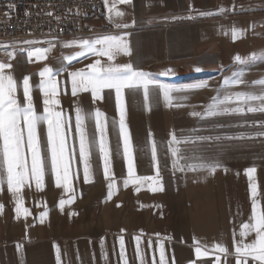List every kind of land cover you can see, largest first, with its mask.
<instances>
[{
	"label": "rangeland",
	"instance_id": "374dc122",
	"mask_svg": "<svg viewBox=\"0 0 264 264\" xmlns=\"http://www.w3.org/2000/svg\"><path fill=\"white\" fill-rule=\"evenodd\" d=\"M102 24L99 21L95 25ZM107 29L110 33L94 35L91 39L6 43L0 45V63L12 65L5 74L16 82L15 96L21 107L27 106L23 80L29 78L33 108L39 117L47 115L39 75L45 67L53 70L59 88L67 82L72 86L70 74L89 71L88 66L96 60H100L101 66L132 64L135 70L144 72L156 83L149 85L147 100L142 87L124 90L125 125L135 175L153 177L156 182L136 183L128 175L115 90H102V98L110 95L106 100H94L90 91L76 96L72 91L68 95L57 93L54 98L59 104L50 107L60 111L66 122L69 185L66 189L63 180L60 186L56 184L45 120L37 125L44 165L41 188H37L31 173L26 129L22 152L27 160L28 180L19 192L8 189L3 141L0 140V264H153L146 261L145 255L160 254L161 245L164 254L194 253L197 239L207 241L209 233L212 237L218 232L224 234L230 193L243 188L241 183H246L249 189L256 188L254 201L264 198V112L248 111V107L259 108L264 104L259 100L225 99L235 97L236 93L264 95V84L259 83L264 81V64L250 62L237 69L191 75L194 72L186 70L191 64L186 62L151 60L140 66L131 54L123 51L115 53L112 60L107 55L97 54L107 45H95V52L81 47L82 41L91 43L112 35L123 37L122 43L129 51L132 45L129 35H117L118 30ZM37 48H50L44 54L46 58L37 59ZM29 51L34 53L31 58ZM68 57L75 58L66 63L64 60ZM178 68L190 74L173 76V70ZM237 80L243 82L236 83ZM199 85L203 87H197ZM164 88L173 89L170 100L165 99ZM109 98L114 102V109L104 105L105 101L109 103ZM214 102L216 107L212 110L217 114L208 115L209 106ZM237 107L243 111H232ZM77 108L81 110L88 133L91 173L88 182L84 180V161L80 157ZM96 110L103 113L106 121L109 179L104 176L100 136L95 130ZM194 112L200 115H192ZM173 134L180 143L172 142ZM174 149L178 150L175 156ZM201 164H218L219 167L214 173L206 168L191 170L189 167ZM249 168H254L255 172L245 173ZM60 174L63 175L62 169ZM157 188L162 190H154Z\"/></svg>",
	"mask_w": 264,
	"mask_h": 264
},
{
	"label": "crops",
	"instance_id": "0c3cea01",
	"mask_svg": "<svg viewBox=\"0 0 264 264\" xmlns=\"http://www.w3.org/2000/svg\"><path fill=\"white\" fill-rule=\"evenodd\" d=\"M101 1L102 12L92 18L89 25L98 31L109 27L118 30L117 35H129L132 43L129 53L140 66L147 65L151 60L186 62L191 64L186 70L194 72L191 75H197L203 71L237 69L250 62L264 64V0H131L128 4L117 3L113 12H109L112 0H108L107 6L105 0ZM221 8L225 11L220 12ZM115 11L122 12L123 16L117 17ZM99 21L103 23L100 27L95 25ZM233 29L236 30L235 36ZM91 37L94 35L84 39ZM63 40L83 38L50 39ZM236 56L241 57L243 63L236 62ZM67 60L64 61L67 63ZM186 70H173V76L190 74ZM58 86L59 94L68 95L72 91L68 82L62 83L60 88ZM107 97L110 95L102 100ZM104 105L114 109L110 98L109 103L105 101ZM231 175L234 176V173ZM241 187L230 193L229 218L224 234L222 231L212 237L209 233L207 241L197 239L194 241V253H166L165 264H238V260L240 264L245 261L246 264H259L251 255L236 254L238 246L243 250L244 245L253 243L257 238L254 228L249 231L243 227L255 224L254 202L257 214H264V198L256 202L246 183H241ZM257 197L260 198V195ZM242 232L245 235L242 236ZM217 246L227 251L220 252ZM197 247L204 253L203 256H196ZM145 258L147 262H153L155 258V264H159L160 254H146Z\"/></svg>",
	"mask_w": 264,
	"mask_h": 264
},
{
	"label": "snow or ice",
	"instance_id": "6c2138e0",
	"mask_svg": "<svg viewBox=\"0 0 264 264\" xmlns=\"http://www.w3.org/2000/svg\"><path fill=\"white\" fill-rule=\"evenodd\" d=\"M117 3L128 4L131 0H112V5L109 8V12H113L116 8ZM108 0H105V5L107 6ZM220 12H224L225 9L221 8ZM117 17L123 16L120 11H115ZM201 15H213V13H201ZM111 18V17H110ZM191 18V17H189ZM118 27H127L128 25H117ZM233 34L235 36L236 30L233 29ZM123 37L118 36H104L103 38L96 39L93 42L87 40L81 42V47L90 51H96L95 45H107V47L97 54L107 55L109 60L113 59L115 53L123 51L125 54H130L126 44L122 43ZM26 43L32 44L37 43L36 41H26ZM69 46V45H65ZM50 51V48L35 49V54L37 59L46 58L45 53ZM81 54H85L82 52ZM9 56L12 54L9 53ZM34 55L32 51L28 52L29 58ZM75 57H68L67 59L71 62ZM255 58V57H254ZM236 62L243 63L241 57H235ZM11 64L0 63V140L3 141V159L7 166V185L10 191L19 192L23 184L28 180V165L25 155L22 152V148L25 143L24 130L27 131V148L31 152V173L36 179L37 188L42 187L43 179V161L41 159V143L40 136L37 132V125L43 119L47 122V145L51 150V162L52 170L56 172V184L60 186L63 180L64 186L67 189L69 185V160L65 156L66 150V134H65V121L62 118V113L60 111H54L50 105H58L59 101L54 97L57 94V83L53 77V70L49 67H45L40 71L39 75L41 80V91L45 97L43 103L45 105L44 111L47 113L44 117H39L35 114L32 102V96L30 94L29 78L25 77L23 80V96L27 102L26 107H21L20 103L16 99V82L13 80L11 75H6L5 70L10 69ZM89 71H76L71 73V83H72V95L76 96L80 92H91L93 99H101V92L104 89H113L116 93L117 107L120 112L119 120V130L120 135L123 139L124 147V157L127 161L128 175L132 181L140 183L141 181L154 180L153 177L144 176L137 177L134 172L133 165V155L130 148L129 135L125 125V108L123 101V92L125 89H138L143 88L144 99L147 100L149 97V85L155 84V81L149 80L145 73L142 71L135 70L132 64L124 65H114L108 64L107 66H101L100 60H96L93 64L88 66ZM199 70V69H197ZM242 80H237L236 83H242ZM259 83L264 84V81ZM162 87V86H161ZM197 87H203L199 85ZM173 89L164 88V96L166 100H170V93ZM227 101L235 99L239 102H247L259 100L264 104V95L254 96L246 95L244 93H236L235 97H226ZM216 107L215 102L209 106L208 115H216L217 113L212 109ZM228 110L225 109V112ZM232 111L240 112L243 111L242 108L237 107ZM249 112L261 111L264 112V106L255 108L248 107ZM95 130L99 133L100 141L99 147L100 152L103 154L104 160V176L105 179L110 178V159L109 151L107 148V143L105 140L106 135V121L103 118V113L99 110L95 111ZM194 116H199L200 113H192ZM23 124V127H21ZM76 130L79 133L80 142V157L84 161V180L88 182L90 180V165H89V144H88V133L85 129L83 116L81 115V110L77 108L76 117ZM173 143H180L177 137L172 135ZM178 150H173V155H177ZM152 159L156 160V148L153 144L152 147ZM178 163V161H177ZM191 170H196L199 168H206L210 173H214L216 168L219 167L218 164L212 165H190ZM63 170V175L61 176L60 171ZM181 171L184 169L181 168ZM255 172L254 168H249L246 170L247 174ZM159 171L157 170V176ZM154 182H156L154 180ZM129 183L128 180L125 181V185ZM112 184H109V188ZM154 190H162L157 188ZM252 195L255 196L256 188L251 187ZM111 195V193H109ZM65 201H61L63 205ZM2 207V206H0ZM17 212H20V208L17 207ZM25 212L27 210L25 209ZM253 218L255 219V224L251 227L245 224L243 227L249 229V231L254 228L256 232V240L251 243L244 245L243 250L241 247L236 248V254L241 255H251L259 264H264V214H257L255 202L253 203ZM241 235H245L244 232ZM121 246L123 247V240H121ZM220 252H226L227 249L221 246H217ZM196 256L201 257L204 253L201 249L197 247L195 249ZM59 259V257H58ZM155 264V258L153 260ZM159 264H165V254L163 246L160 249V261ZM238 264L240 261L238 260ZM246 264V261L244 262Z\"/></svg>",
	"mask_w": 264,
	"mask_h": 264
},
{
	"label": "built area",
	"instance_id": "2783aa9c",
	"mask_svg": "<svg viewBox=\"0 0 264 264\" xmlns=\"http://www.w3.org/2000/svg\"><path fill=\"white\" fill-rule=\"evenodd\" d=\"M102 10L101 0H0V42L108 34L89 25Z\"/></svg>",
	"mask_w": 264,
	"mask_h": 264
},
{
	"label": "bare ground",
	"instance_id": "6f19581e",
	"mask_svg": "<svg viewBox=\"0 0 264 264\" xmlns=\"http://www.w3.org/2000/svg\"><path fill=\"white\" fill-rule=\"evenodd\" d=\"M14 41H16V40H14ZM14 41H9V42H14ZM9 42H0V44L9 43Z\"/></svg>",
	"mask_w": 264,
	"mask_h": 264
}]
</instances>
